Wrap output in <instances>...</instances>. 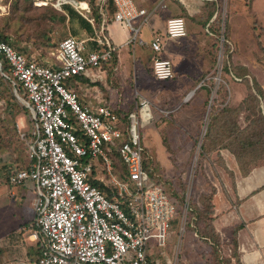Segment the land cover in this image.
<instances>
[{"label":"built area","instance_id":"obj_1","mask_svg":"<svg viewBox=\"0 0 264 264\" xmlns=\"http://www.w3.org/2000/svg\"><path fill=\"white\" fill-rule=\"evenodd\" d=\"M166 1L148 11L134 0H98L100 30L94 37L64 39L52 53L51 63L0 40V72L31 112L29 168L11 169L8 179L13 186L26 182L34 186L32 237L39 247L37 264H191L181 258L194 211L189 191L186 198H176L145 167L142 132L154 119L151 101L140 97L138 111L124 118L109 104L85 102L76 89L82 76L99 80L117 51L106 34L109 4L116 9L114 22L130 31L129 43L148 45L155 54L156 80H173V63L163 57V36L155 34L147 44L140 35L151 14L165 7ZM52 4L59 10L71 4L94 24L87 17L91 13L87 2L56 0ZM226 17L217 5L206 35L217 38L212 29L221 18L222 42L230 43L224 35ZM187 34L185 18L167 19L168 39H183ZM91 70L97 75L91 76ZM115 155L122 159L126 177L114 173ZM176 223L180 236L171 243ZM194 239H200L197 233Z\"/></svg>","mask_w":264,"mask_h":264},{"label":"rangeland","instance_id":"obj_2","mask_svg":"<svg viewBox=\"0 0 264 264\" xmlns=\"http://www.w3.org/2000/svg\"><path fill=\"white\" fill-rule=\"evenodd\" d=\"M41 1L47 0H0V35L9 38L17 49L27 55L52 61V53L64 39L70 36L84 39L87 32L79 20L69 22L66 19L62 22L54 9L37 6ZM217 5L227 15L224 35L230 43L222 42L220 29L214 32L217 38H209L208 59L211 71L201 78L208 89L206 101L204 104L196 99L184 101L186 94L179 95L176 100H159L155 97L152 101L149 98L154 104L152 107L156 117L154 121L145 124L142 132L146 148L145 165L149 172L165 183L168 190L180 200L186 198L189 191L194 203L181 254V258L191 264H231V256H235L232 237L225 236V240H222L216 229L215 200L224 182L236 179L234 170L238 168L239 172H244V169L240 168L236 156L238 153L231 152L239 150L237 133L232 139L223 137L224 144L228 143L233 150L224 148L219 153H205L204 144L212 115L228 106L237 107L242 102L234 104L231 100L234 84H243L247 94L252 90L258 96L259 90L255 87L257 82L258 87L264 91V0H217ZM222 23L220 18L219 24ZM191 36L183 40L186 42ZM187 44L190 50L197 49L196 41ZM175 62L177 67L181 66L180 60L176 59ZM114 72L113 69L108 80L110 85L118 87L120 82L113 77ZM237 73L244 75V80ZM135 85L134 81V98L139 102L142 94ZM121 89L120 94L123 95V86ZM260 101L264 112V97ZM167 106L176 108V111L169 114L170 107ZM128 110L138 111L134 105ZM248 115V112H241V128L249 124L246 119ZM222 127L220 132L223 131ZM227 128L235 130L230 121ZM30 130V110L15 92L12 83L0 72V182L9 183L8 173L11 169H24L29 164ZM30 197L27 201L34 197L36 199L35 194L30 193ZM177 206L179 209V203ZM208 224L213 226L219 240L205 233ZM178 225L176 223L174 226L171 243L179 240ZM194 233L198 234L199 240L194 239ZM229 246L232 252H229ZM26 264L37 262L32 260Z\"/></svg>","mask_w":264,"mask_h":264},{"label":"crops","instance_id":"obj_3","mask_svg":"<svg viewBox=\"0 0 264 264\" xmlns=\"http://www.w3.org/2000/svg\"><path fill=\"white\" fill-rule=\"evenodd\" d=\"M134 1L139 8L151 11L162 0ZM206 3L201 0H167L165 7L151 14L149 22L142 29L140 35L147 44L155 34L163 36V57L172 61L175 72V78L171 81L155 79L152 73L155 54L148 45L129 43L132 37L130 31L114 22L116 9L109 4L106 9V34L117 51L111 62L103 67L104 73L99 80L88 76L78 78L76 89L81 98L93 104L106 103L126 113L133 105L138 107V101L134 98L135 90L132 89L135 81L141 97L146 99L154 101L156 97L159 100H176L179 95L186 94L184 101L196 99L204 104L208 89L201 78L211 71L208 59L211 39L206 35L204 26L208 15ZM175 16H183L186 20L188 34L183 39L192 34L186 42L166 37V21ZM100 27L101 24L95 32ZM195 41L198 43L197 49L192 51L187 43ZM176 59L181 61V66L177 67ZM113 69V77L119 80L121 88L123 86V95L120 94L122 89L110 85L108 80ZM96 73V70L90 71L91 76H96ZM232 87L231 100L238 104L247 96V90L243 84H234ZM175 111L176 108L170 107L169 114ZM153 117L154 121V113ZM237 169L234 170L236 179L224 182V187L221 186L216 196V229L222 240H225V236H231L237 243L238 256H231V264H264V163L253 167L246 174ZM30 193L36 195L31 182L22 186L0 182V264H26L32 260L37 262L39 247L32 237L35 197L27 201ZM228 249L233 251L230 246Z\"/></svg>","mask_w":264,"mask_h":264},{"label":"trees","instance_id":"obj_4","mask_svg":"<svg viewBox=\"0 0 264 264\" xmlns=\"http://www.w3.org/2000/svg\"><path fill=\"white\" fill-rule=\"evenodd\" d=\"M79 1L87 2L90 5L91 13L89 14L88 17L94 20L95 26L99 27L102 21V15H101V10L98 6V0H79ZM52 3H53L52 0L50 1L47 0V4L44 5L43 7H47L52 10L54 9L56 16L59 15L58 18L62 22L63 20H66V19H69V22H73L74 20H79L81 22L82 28L85 29L87 32L86 35L88 37L95 36V30L97 28H95L94 24H91V22L87 18L82 16L73 6H71L70 4H65L62 6L61 10H58L56 7L53 6ZM206 5H207V10H208V15L205 17V21H204L205 27L215 12L216 2H208L206 3ZM177 17H183V16H177ZM212 30L213 32H219L218 31L219 24L217 23L214 24V27ZM0 40L10 42L11 44L14 45V43L7 37L0 35ZM3 71L7 72L8 67L4 66ZM237 76L243 78L242 80H244L245 76L242 75L241 73H237ZM255 85H256L255 87L259 90L258 91L259 97L256 94H254L252 90H249L247 96L242 100V102L237 107L232 108L228 106L229 108L226 107L227 109L225 108L221 112H215L212 115L209 129L206 135L207 138L205 139L206 143L204 144V151L207 154H210L211 152L219 153L220 150L224 148L233 150L228 143L224 144L223 137L227 136L228 139H232V136L236 135L237 133V136H238L237 139H239V146H238L239 150L234 149L231 152L235 154L238 153L236 154V156L240 162V165H241L240 168L244 169L243 170L244 174L248 173L253 167L261 163H264V112L262 110L261 101H260L264 97V91L261 90L260 86L258 87L257 82H255ZM243 111L248 112L249 114L248 117L246 118L247 121H249V124L245 128H241L240 127L241 124H239V120H240L239 116L241 112ZM131 112L132 111L130 110L126 113L125 112L123 113L122 111V114H124L123 116L124 118H126ZM229 121L235 127L234 131H230L227 128ZM220 126H223L222 132H220ZM220 137L221 139L218 141V138ZM232 145H234V143H232ZM112 159H113V164H114V173L116 175H120L122 178L126 177V167L124 163L122 162V159L118 155L113 156ZM253 164H256V165H253ZM145 167L147 168L146 165ZM28 168H29V164L24 169H28ZM106 191L110 192V189H106ZM207 227L208 228L205 233L207 235L212 236L214 240H219L218 236L215 234L213 226L208 224ZM232 244L234 246L235 256H238L237 243L236 241H234V239L232 240ZM218 264H224V263L219 262Z\"/></svg>","mask_w":264,"mask_h":264},{"label":"bare ground","instance_id":"obj_5","mask_svg":"<svg viewBox=\"0 0 264 264\" xmlns=\"http://www.w3.org/2000/svg\"><path fill=\"white\" fill-rule=\"evenodd\" d=\"M45 4L44 3H40L39 5H37V6H44ZM83 6H85L84 4H83Z\"/></svg>","mask_w":264,"mask_h":264}]
</instances>
